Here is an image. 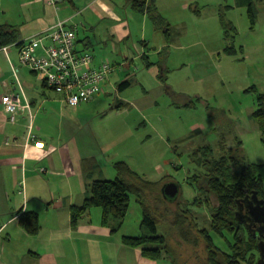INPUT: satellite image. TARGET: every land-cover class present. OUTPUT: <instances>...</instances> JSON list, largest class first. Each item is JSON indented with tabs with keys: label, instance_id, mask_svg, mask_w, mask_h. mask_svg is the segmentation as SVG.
<instances>
[{
	"label": "rangeland",
	"instance_id": "1",
	"mask_svg": "<svg viewBox=\"0 0 264 264\" xmlns=\"http://www.w3.org/2000/svg\"><path fill=\"white\" fill-rule=\"evenodd\" d=\"M177 1L176 8L165 9L169 21L189 18V12H182L181 3ZM165 4L160 0L161 7ZM217 5H221L219 13L224 21L235 28L227 30V40L222 25L212 20ZM238 5L235 0H207L205 7L198 8L202 15L201 25L196 26L188 20V30L175 27L171 31L172 43L161 40V32L146 30L148 35L144 41L151 43L146 52L149 62L137 56L128 46L131 42L116 46L107 41L102 43L97 38L99 30L89 32L92 46L86 52L114 68L111 82L115 90L98 95V103L94 100L74 108L64 106L72 119L66 114L63 117L50 115L48 120L35 123L36 110L32 109L34 135L40 127L55 140L73 139L79 147L86 148L84 151L103 155L110 167L108 171L115 174L113 179L116 178L113 164L125 162L144 181L159 183V188L148 194L149 205L152 214L155 212L157 216L153 215L158 221L157 235L165 236L172 250L168 258L158 260L160 264H206L195 227L188 224L193 219L192 213L197 228H207L210 215L204 202L199 207L191 204L192 200L203 201L206 196L201 188L203 183L193 180L199 171L202 172L194 158L192 162L194 152L210 146L214 158H218L222 155L219 142L224 139L226 151L231 150L245 162L257 165L264 182V147L260 143V131L251 118L256 109V95L264 93V77L248 59L252 36L246 16L248 9ZM263 13L257 9L256 30L264 29ZM85 33L78 30L80 38ZM232 41L236 48L243 50H237L234 56L225 55L223 51ZM161 43H165L164 48ZM124 55L128 56L126 63L131 64L128 68L120 67L125 64ZM146 63L151 64L150 69L145 68ZM9 77L10 83H15V79ZM124 83L128 86L122 87ZM251 88L255 92L248 91ZM11 92L19 94L18 90ZM26 112L25 133L30 125ZM170 183L178 186L176 198L157 201L163 186ZM185 212L189 218L183 220ZM142 217L140 205L131 197L128 213L121 223L122 234L134 238L148 235L142 227ZM177 221L193 231L189 234L184 231L183 235L176 226ZM231 242L228 235L223 240L214 237V243L225 253L229 252L227 243Z\"/></svg>",
	"mask_w": 264,
	"mask_h": 264
},
{
	"label": "crops",
	"instance_id": "2",
	"mask_svg": "<svg viewBox=\"0 0 264 264\" xmlns=\"http://www.w3.org/2000/svg\"><path fill=\"white\" fill-rule=\"evenodd\" d=\"M164 1V7H161L160 0H154V3L171 31L178 26L188 30V20L196 26L201 25L202 15L198 8L205 7L207 0H179L181 11L189 12V18L180 21H169L165 15V9L176 8L178 1ZM235 1L241 8L254 11L253 25L250 24L248 11L246 14L252 35L251 53L247 51V58L264 77V29L256 30L255 27L257 9L264 12V0ZM217 6V12L215 10V15H212L213 22L217 20L225 32L234 28L221 17V5ZM0 20V26H10L18 31L19 41L47 35L57 23L66 22L67 28L86 32L82 38L78 34L77 49L80 52H86L92 46L88 33L99 30L97 38L100 42H111L115 46L131 42L128 46L145 61L149 60L146 45L151 44L144 41L148 35L146 30L161 32L145 14L131 8L130 0H0ZM138 30H141L140 33ZM162 35L161 40L172 43L173 36L166 38ZM139 39L144 43L143 47ZM161 46L164 48L165 43ZM243 47L245 50V45ZM4 49L0 50V264H160L159 261L144 258L140 249L123 245V226L115 220L103 225L99 208L91 209L76 228L71 227L70 208L82 205L88 185L94 180H111L115 174L108 171L110 167L103 155L84 151L86 148L79 147L73 139L55 140L48 136V132L43 133L40 127L35 133L37 139L26 143L28 120L24 113L27 110L20 111L12 123L4 110L2 97L13 94L11 91L18 90L19 85L22 87L26 98L22 104L28 102L30 106V112L26 113L28 119L32 116V120L27 128L31 127L32 134L35 118L32 109L36 110V123L48 120L50 115L63 117L66 114L72 119L64 106L74 108L79 105H68L62 96L44 86L28 67L21 65L16 46ZM123 58L125 64L120 67L128 68L131 65L126 63L128 56ZM94 59L97 65L100 59ZM147 65L145 68L150 69ZM112 74L113 71L101 95L115 90L111 82ZM9 76L15 79V83H10ZM95 102L98 103L96 98ZM221 144H225L224 139L220 140L219 147ZM87 159L94 162L90 172L85 174L82 165ZM25 213L37 215L39 230L35 235L28 234L19 224L20 216Z\"/></svg>",
	"mask_w": 264,
	"mask_h": 264
},
{
	"label": "trees",
	"instance_id": "3",
	"mask_svg": "<svg viewBox=\"0 0 264 264\" xmlns=\"http://www.w3.org/2000/svg\"><path fill=\"white\" fill-rule=\"evenodd\" d=\"M130 3L131 8L135 12L145 14L157 30H160L166 38L170 37V26L158 12L154 0H130ZM248 15L250 24L253 25L255 14L250 8ZM73 31L76 37V53H87L80 52L77 49L78 30ZM36 37L39 36L31 38ZM224 37L226 40L228 39L229 36L227 31ZM26 40L19 41L18 31L14 28L5 25L0 26V50L16 46L18 48L19 59V48ZM143 44V42H140L142 47ZM146 47L150 49L148 45H146ZM237 50L242 51L243 49L242 47L236 48L232 41L223 52L225 55L234 56ZM92 57L94 59V56ZM19 63L27 67V65L22 64L20 60ZM147 64V67L151 66V64ZM113 69L114 68H112V71ZM29 70L39 77L38 73L30 68ZM40 80L44 86L49 88L41 78ZM123 85L122 87H126L128 83H124ZM18 90L19 94L17 95L21 101L25 100L26 98L24 97L25 95L20 85ZM253 90L254 88H251L248 91L255 92ZM56 94L62 96L65 101V96L63 94ZM95 98L83 103L92 102ZM191 105L192 104H189V106ZM255 106L256 109L253 111L251 118L260 131V143L264 147V93L256 95ZM220 148L222 150V155L218 158H214L213 149L210 146H205L192 155V162L194 158V163H197L196 166L199 170H202V172L199 171V175L193 177V180L197 183L200 181L203 183L204 186L201 188L205 190L206 196L204 197L205 201L195 199L194 201L192 200L191 204L199 207L204 205V202L210 215L207 228H197L192 213L191 218L193 219L191 222L189 221L188 224L193 225L192 228L195 227L197 238L200 239L203 245L206 264H258L260 260L258 248L260 243H264V234L261 237H258V235L254 237L253 233L255 229L252 227L250 230L246 229L241 223L237 222L235 214L239 209V204L247 196L251 197L256 195L259 200L264 201V182L259 174L257 165L245 162L242 157L235 156L231 150L226 151L224 144H221ZM93 162V159L83 161L82 169L85 174L90 172ZM113 169L116 172L115 179L92 181L87 187L88 190L82 205L72 206L70 208L71 227L76 228L81 218L93 208L101 209L103 225L106 226L109 220L119 221L118 224L122 225L121 223L129 210L130 199L131 197H135L141 207L143 216L142 227L147 230L148 235L137 238L124 236L121 239L122 244L129 248L140 249L144 258L153 261L161 260L163 257L168 258L167 256L172 254L171 245L165 236L157 235L158 221L157 218H155L157 216L155 212V215L152 214L153 212L149 205L150 196H148V194H153L157 187L159 188V183L144 181L137 173L133 172L125 162L114 163ZM162 199L164 198L160 194V199L157 201ZM187 213L185 212L183 220L189 218ZM19 224L30 235H35L39 230L37 215L34 213L22 214L19 218ZM181 224L182 222L180 221L176 222V226L180 228L179 230L183 232V235L184 231L186 234L193 231V229H187ZM117 229L118 227L113 231L116 232ZM227 235L232 238V242L227 243L229 252L225 253L214 243V237L223 240ZM174 260L177 262L175 257ZM174 260L172 261L175 262Z\"/></svg>",
	"mask_w": 264,
	"mask_h": 264
},
{
	"label": "built area",
	"instance_id": "4",
	"mask_svg": "<svg viewBox=\"0 0 264 264\" xmlns=\"http://www.w3.org/2000/svg\"><path fill=\"white\" fill-rule=\"evenodd\" d=\"M52 29L49 34L28 39L20 46V62L38 73L53 91L63 94L68 105L77 106L93 100L103 92L112 71L111 65L102 60L95 65L90 54H77L73 31L76 29L67 28L66 22H59ZM1 102L12 123L20 111L30 112L29 103L22 104L18 95H6ZM26 137V143L35 141L31 127Z\"/></svg>",
	"mask_w": 264,
	"mask_h": 264
},
{
	"label": "water",
	"instance_id": "5",
	"mask_svg": "<svg viewBox=\"0 0 264 264\" xmlns=\"http://www.w3.org/2000/svg\"><path fill=\"white\" fill-rule=\"evenodd\" d=\"M178 194V186L170 183L162 188V196L164 199L173 200ZM253 201V202H252ZM251 220L255 223L256 229L253 233L254 237H261L264 234V201L259 200L256 195L251 196V207L249 209ZM236 220L241 222L238 217V212L235 214ZM260 260L258 264H264V243L259 244Z\"/></svg>",
	"mask_w": 264,
	"mask_h": 264
},
{
	"label": "flooded vegetation",
	"instance_id": "6",
	"mask_svg": "<svg viewBox=\"0 0 264 264\" xmlns=\"http://www.w3.org/2000/svg\"><path fill=\"white\" fill-rule=\"evenodd\" d=\"M250 207H251V197L250 196H247L239 204V209L237 211L238 212L239 220L241 221L239 223H241L248 230H250L251 227L254 228V229H256L255 223L251 220L250 215H249V209H250Z\"/></svg>",
	"mask_w": 264,
	"mask_h": 264
}]
</instances>
